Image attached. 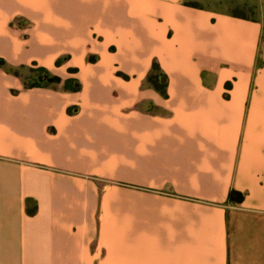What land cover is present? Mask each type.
<instances>
[{"label": "crops", "instance_id": "1", "mask_svg": "<svg viewBox=\"0 0 264 264\" xmlns=\"http://www.w3.org/2000/svg\"><path fill=\"white\" fill-rule=\"evenodd\" d=\"M192 1L0 0V264H264V28Z\"/></svg>", "mask_w": 264, "mask_h": 264}, {"label": "rangeland", "instance_id": "2", "mask_svg": "<svg viewBox=\"0 0 264 264\" xmlns=\"http://www.w3.org/2000/svg\"><path fill=\"white\" fill-rule=\"evenodd\" d=\"M191 3H195L201 7L207 8L214 13H224L231 16L240 18H246L250 20H256L262 24L264 28V7L262 6V0H195ZM24 80V84L27 86L37 85L39 87H60L58 82L62 83V86L73 85L74 81L66 80V78L52 75L47 70L36 69L35 67H23L17 70ZM152 77L150 81L144 78V87H152L161 83V75L155 70L151 72ZM56 77L58 80H53Z\"/></svg>", "mask_w": 264, "mask_h": 264}, {"label": "trees", "instance_id": "3", "mask_svg": "<svg viewBox=\"0 0 264 264\" xmlns=\"http://www.w3.org/2000/svg\"><path fill=\"white\" fill-rule=\"evenodd\" d=\"M190 5H192V6H196V7H201V6H199V5L195 4V3H190ZM59 62H60L59 59L56 60V64H58ZM157 68H158V65H157L156 63H153V64H152V71L157 70ZM152 71H151V72H152ZM151 72L148 73V75L146 76V79H147L148 81H150L149 78L152 77ZM13 73L16 74V75H19V72H18L17 70H13ZM120 75H122L124 78L127 77L126 75H123V74H120ZM160 75H162V74H160ZM53 80H54V81H55V80H58V78L54 77ZM160 84H162L163 86L156 85V86H154V88H155L157 91H159L163 96H165L166 93H165L164 84H163V83H160ZM226 85H227V84H226Z\"/></svg>", "mask_w": 264, "mask_h": 264}]
</instances>
